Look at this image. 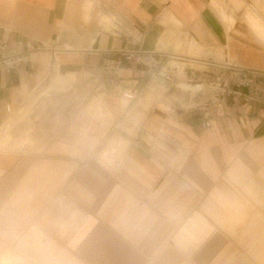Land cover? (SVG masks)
Here are the masks:
<instances>
[{"label": "crops", "instance_id": "1", "mask_svg": "<svg viewBox=\"0 0 264 264\" xmlns=\"http://www.w3.org/2000/svg\"><path fill=\"white\" fill-rule=\"evenodd\" d=\"M236 11L0 0V38L34 46L0 73V252L26 264H264V100L214 90L188 108L179 87L210 85L225 65L264 74L247 26L262 20L240 18L261 48ZM121 54L130 61L112 62Z\"/></svg>", "mask_w": 264, "mask_h": 264}, {"label": "built area", "instance_id": "2", "mask_svg": "<svg viewBox=\"0 0 264 264\" xmlns=\"http://www.w3.org/2000/svg\"><path fill=\"white\" fill-rule=\"evenodd\" d=\"M32 51H34V46L30 42L0 38V73L9 74L24 66L28 54ZM122 59L129 62L131 56L121 54L112 62L119 65ZM210 86L217 87L219 98L230 96L241 99L245 103L256 104L264 100V74L259 72L225 65L214 76ZM6 111H10L8 106H6ZM208 126V123H204V127Z\"/></svg>", "mask_w": 264, "mask_h": 264}, {"label": "rangeland", "instance_id": "3", "mask_svg": "<svg viewBox=\"0 0 264 264\" xmlns=\"http://www.w3.org/2000/svg\"><path fill=\"white\" fill-rule=\"evenodd\" d=\"M230 4L235 5L237 8L240 9V11H236L235 15L237 17V22L236 24L239 26H241L245 32L248 31L245 29V27L241 24L240 22V18L242 15L241 20L244 21L247 24L248 16H250L253 19H256L258 22L260 21L259 18L262 20L261 22H264V0H227ZM208 12H209V8H207ZM231 11V9L227 8V12L229 13ZM222 17V16H221ZM259 23L260 24V28H255L252 24H247V26L249 27L250 31L253 33V35L256 37V39L264 46V24L263 23ZM223 23L226 25L225 20L223 19ZM248 36L251 38L252 41L255 42V44L258 47H263L261 46L256 40H254L249 34ZM264 48V47H263ZM176 66V65H175ZM189 67H193V65L191 63H188ZM178 67V74L179 77H184L182 74V69L185 67V65H181V66H177ZM185 84L188 86H193V85H197V84H204V87L202 89V91H200L199 93H197L196 91H198L200 89V87H195V88H190V87H182L179 84ZM179 87L183 90V91H188V93L190 94L191 97V103L187 104L188 108H193L195 107V104L193 102V98L195 95L197 94H203V97L206 96H210L213 91L215 90L217 92V87L215 88V86H210L209 83H202V82H193V83H183V82H179ZM28 113V111H26L25 113H23V116L20 118V121H22ZM11 257V259L9 260L10 264H26L27 261L24 260V256L23 253H16L14 255V253L8 252V251H1L0 252V264H9L7 261V257ZM19 256V257H18Z\"/></svg>", "mask_w": 264, "mask_h": 264}, {"label": "bare ground", "instance_id": "4", "mask_svg": "<svg viewBox=\"0 0 264 264\" xmlns=\"http://www.w3.org/2000/svg\"><path fill=\"white\" fill-rule=\"evenodd\" d=\"M197 85H199L198 87H200V89H199L198 91H196V92H200V91H202L204 85H203V84H197ZM123 98L127 101V100H129L130 98H132V96H131V94L126 93V94L123 95Z\"/></svg>", "mask_w": 264, "mask_h": 264}]
</instances>
